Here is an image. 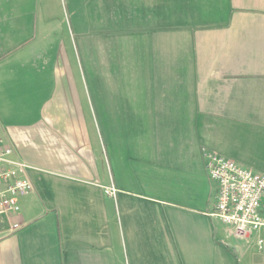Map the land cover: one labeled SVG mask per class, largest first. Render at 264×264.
Returning a JSON list of instances; mask_svg holds the SVG:
<instances>
[{
  "label": "crops",
  "instance_id": "crops-1",
  "mask_svg": "<svg viewBox=\"0 0 264 264\" xmlns=\"http://www.w3.org/2000/svg\"><path fill=\"white\" fill-rule=\"evenodd\" d=\"M0 146L32 185L0 264H264L204 157L264 174V0H0Z\"/></svg>",
  "mask_w": 264,
  "mask_h": 264
},
{
  "label": "built area",
  "instance_id": "built-area-1",
  "mask_svg": "<svg viewBox=\"0 0 264 264\" xmlns=\"http://www.w3.org/2000/svg\"><path fill=\"white\" fill-rule=\"evenodd\" d=\"M206 171L217 186L215 211L211 214L233 228L239 238H247L264 227L261 203L264 198V174L210 150H204ZM26 165L17 159L11 146H0V240L17 232L21 225L13 220L21 211L19 200L32 191L23 176ZM115 198L114 187L105 189ZM262 240H258V245Z\"/></svg>",
  "mask_w": 264,
  "mask_h": 264
},
{
  "label": "rangeland",
  "instance_id": "rangeland-1",
  "mask_svg": "<svg viewBox=\"0 0 264 264\" xmlns=\"http://www.w3.org/2000/svg\"><path fill=\"white\" fill-rule=\"evenodd\" d=\"M28 8H25V10H27Z\"/></svg>",
  "mask_w": 264,
  "mask_h": 264
}]
</instances>
